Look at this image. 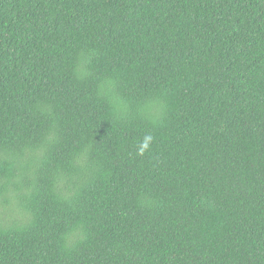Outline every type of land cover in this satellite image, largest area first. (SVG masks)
Segmentation results:
<instances>
[{"label":"trees","instance_id":"trees-1","mask_svg":"<svg viewBox=\"0 0 264 264\" xmlns=\"http://www.w3.org/2000/svg\"><path fill=\"white\" fill-rule=\"evenodd\" d=\"M0 264H264V0H0Z\"/></svg>","mask_w":264,"mask_h":264},{"label":"clouds","instance_id":"clouds-1","mask_svg":"<svg viewBox=\"0 0 264 264\" xmlns=\"http://www.w3.org/2000/svg\"><path fill=\"white\" fill-rule=\"evenodd\" d=\"M152 140H153V137L151 135H145L137 146V154L143 155L144 152L150 148V144Z\"/></svg>","mask_w":264,"mask_h":264}]
</instances>
